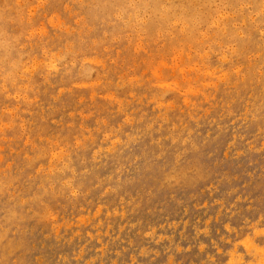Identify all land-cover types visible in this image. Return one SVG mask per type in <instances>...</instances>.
Returning a JSON list of instances; mask_svg holds the SVG:
<instances>
[{
  "label": "rangeland",
  "instance_id": "1",
  "mask_svg": "<svg viewBox=\"0 0 264 264\" xmlns=\"http://www.w3.org/2000/svg\"><path fill=\"white\" fill-rule=\"evenodd\" d=\"M263 230L264 0H0V264H262Z\"/></svg>",
  "mask_w": 264,
  "mask_h": 264
},
{
  "label": "bare ground",
  "instance_id": "2",
  "mask_svg": "<svg viewBox=\"0 0 264 264\" xmlns=\"http://www.w3.org/2000/svg\"><path fill=\"white\" fill-rule=\"evenodd\" d=\"M263 231H264V230H263ZM247 245H248V242H247ZM252 246H253V245H251L250 247H252ZM263 247H264V246H263ZM256 248L258 249L257 246H256ZM262 249H264V248H261V250H262ZM261 250H260V252H262ZM263 257H264V256H263ZM255 258H256V257H255ZM261 258H262V257H261ZM231 259H233V257H232ZM263 259H264V258H263ZM263 259H262V262H264ZM259 260H260V259H259ZM230 261H231V260H230ZM232 262H233V260H232ZM257 262H258V261H257ZM262 262H261V263H262ZM231 264H232V263H231ZM257 264H258V263H257ZM262 264H264V263H262Z\"/></svg>",
  "mask_w": 264,
  "mask_h": 264
}]
</instances>
